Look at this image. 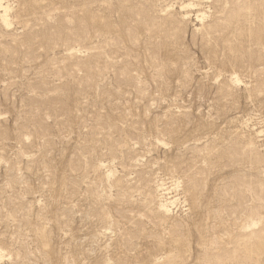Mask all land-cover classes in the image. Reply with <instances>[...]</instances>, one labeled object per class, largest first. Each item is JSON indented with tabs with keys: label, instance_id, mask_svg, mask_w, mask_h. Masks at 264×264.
Returning a JSON list of instances; mask_svg holds the SVG:
<instances>
[{
	"label": "rangeland",
	"instance_id": "rangeland-1",
	"mask_svg": "<svg viewBox=\"0 0 264 264\" xmlns=\"http://www.w3.org/2000/svg\"><path fill=\"white\" fill-rule=\"evenodd\" d=\"M3 2L0 264H264V0Z\"/></svg>",
	"mask_w": 264,
	"mask_h": 264
},
{
	"label": "bare ground",
	"instance_id": "bare-ground-1",
	"mask_svg": "<svg viewBox=\"0 0 264 264\" xmlns=\"http://www.w3.org/2000/svg\"><path fill=\"white\" fill-rule=\"evenodd\" d=\"M192 3H182L180 5V11L184 12V14L182 15L183 19H188V10L192 9ZM8 12H9V7L6 3L3 2V0H0V21L2 22V24L4 26H9V16H8ZM198 12L196 15V20L200 19V21L204 18L203 14H200ZM205 20V19H204ZM198 22V21H197ZM231 82H233V84H238L239 80L237 77L231 78L230 80ZM230 83V82H229ZM262 131L257 132V134L261 133ZM258 136V135H257ZM165 184H163V182L157 184L156 187V192H157V198H158V204L156 206V211L162 215H167L172 212L171 209L173 208V206L175 205V201H171L170 198H166V195L168 193H166L167 188H165ZM188 190V189H187ZM195 191V190H194ZM197 193V192H196ZM195 193V194H196ZM168 196V195H167ZM4 257L2 252L0 251V259Z\"/></svg>",
	"mask_w": 264,
	"mask_h": 264
}]
</instances>
